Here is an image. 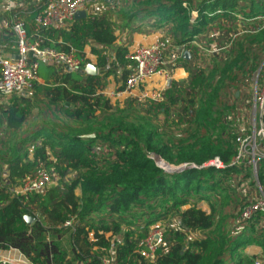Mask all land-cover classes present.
<instances>
[{
    "label": "trees",
    "instance_id": "obj_1",
    "mask_svg": "<svg viewBox=\"0 0 264 264\" xmlns=\"http://www.w3.org/2000/svg\"><path fill=\"white\" fill-rule=\"evenodd\" d=\"M97 1L98 12L41 35L43 45L74 51L85 67L92 62L89 46L99 74L41 62L44 82L36 83L34 96L0 103V250L17 248L33 264H62L67 252L54 238L69 232L80 264H101L112 248L113 264H255L257 259L264 264V212L241 219L254 198L248 189L255 183L249 184L252 166L246 158L234 163L241 131L227 124L221 110L228 106V87L264 60V0ZM193 10L199 12L194 21ZM237 14L245 18L240 27ZM255 15V21L247 20ZM34 16L28 19L29 33ZM161 27L191 54L177 65L186 69L187 80L173 81L162 102L148 99L144 105L129 96L122 105L112 103L102 94L108 77L113 75L121 90L133 65L126 58L131 39L118 40ZM210 31L212 41L221 47L229 42V48L209 59L207 71L195 64L208 59L202 44ZM241 92L236 86L233 97ZM38 105L45 115L32 121ZM160 115L164 128L155 122ZM154 156L189 166L219 157L224 167L167 172ZM258 164L255 179L264 190V158ZM44 169L54 175L43 193L13 192ZM231 205L229 216L223 209ZM26 215L35 218L31 225ZM72 218V227H66ZM159 224L164 241L150 261L142 252ZM250 245L263 250L245 253Z\"/></svg>",
    "mask_w": 264,
    "mask_h": 264
},
{
    "label": "built area",
    "instance_id": "obj_2",
    "mask_svg": "<svg viewBox=\"0 0 264 264\" xmlns=\"http://www.w3.org/2000/svg\"><path fill=\"white\" fill-rule=\"evenodd\" d=\"M90 7L91 0H0V95L13 97L32 93L39 81L38 71L41 62L60 65L65 71H85L84 59L78 57L74 51H60L43 45L44 39L41 32L43 29L50 28L68 29L75 20L76 14L81 10L90 13ZM31 15L35 16L30 23L32 32L29 33L27 25ZM186 51L184 45L177 46L169 36L164 35L151 44L132 47L126 58L130 59L133 65L130 67L131 72L124 88L121 90L105 89L102 94L105 93L109 98H119L125 93L132 95L135 92L139 93L137 97L140 99L162 102L165 98L164 92L167 89L168 80L173 79L174 81V70L178 68V62ZM157 77L163 78L164 82L159 89L153 90L154 93H150L147 91V85ZM250 111L251 120L254 121L252 132L246 134L251 129L244 123L239 126L241 131V134L237 136L239 151L234 163H239L243 158L248 159L257 177L258 161L264 158V88L255 99ZM204 165L224 167L219 157L210 160L209 165ZM53 175L44 169L34 177L27 178L13 192L23 195L43 193L53 184ZM258 184L259 181H257ZM260 191V194H256V197L242 212L241 219L248 220L255 213L264 212L262 186ZM72 223L73 218L67 220L64 225L72 227ZM163 241L164 228L158 225L145 241L146 250L142 252L143 256L154 261L156 250ZM112 251L113 248L110 253ZM101 264H113L111 255L110 257L105 256ZM255 264H262V261L257 259Z\"/></svg>",
    "mask_w": 264,
    "mask_h": 264
},
{
    "label": "rangeland",
    "instance_id": "obj_3",
    "mask_svg": "<svg viewBox=\"0 0 264 264\" xmlns=\"http://www.w3.org/2000/svg\"><path fill=\"white\" fill-rule=\"evenodd\" d=\"M184 4L187 5L186 2ZM90 10H91L92 13L93 12H98V10H100V4H99V2L97 0H93L91 2ZM213 13H210V10L208 11V15L209 14L211 15ZM191 15H192V21H194L198 17L199 12L193 10V11H191ZM237 16L239 17V20L241 21V23H239V27H240V26L243 25L242 22L245 21L244 20L245 18H243V16H241L239 14H237ZM257 17H258L257 15L250 16V18L247 19V20L255 21V19ZM161 30H162L164 36L171 37L170 36L171 33L169 32V30L167 28H162L161 27ZM256 32H258V30H256ZM256 32H254V33H256ZM207 37H208V39L205 37V41L202 44L203 49H204L202 51H204V52H206L208 54V56H207L208 59H206V63L205 64L201 63L200 61L196 62L195 66H197V67L201 66L202 68H205V66H208V64L210 62L209 59L212 58L213 55H219V54L225 55V54L228 53V51H227L228 49L227 48H229V42L226 43V44L223 43L222 47L220 45H217L216 41H212V39H214L213 38L214 37V32H211V31L207 33ZM206 70L209 71L208 69H206ZM112 78H113V75H112ZM197 78H202V75L199 74L197 76ZM186 80H184V82ZM238 85L240 86V89L242 90V92L240 93L241 96L239 98L235 99L233 97V93L236 91V86H238ZM142 88L145 89V87H142ZM228 88L229 89L225 93V97H226L225 102L226 103L228 102L227 103L228 106L225 105V106L221 107V110H224V114H225V118H226L227 124L229 126H232V127H235V126L239 127L242 123H244L245 126H247L249 129H251V132H252V125H253L254 121L251 120V114H250L251 111L250 110L253 107V103H254L255 99L259 96V94H261V92H262V90L264 88V60L259 65V67L256 68L252 72V75L244 78L243 80L237 81L236 83L232 84ZM147 91H149V88H147ZM150 93H154V91H150ZM33 94H34V91L32 93L28 94V96H31V95L34 96ZM237 94H239V91L237 92ZM138 95H139V93L136 94L135 92H133L132 95L128 94L127 97L128 96H136L137 97ZM150 95L151 94H149V96ZM10 98L6 97V96H3V95H0V103H8ZM126 98L125 99L124 98L120 99V104L121 105L126 100ZM141 101H142L141 103L144 104V105L148 102V100H146L145 98H142ZM44 115H45L44 109L40 105H38L34 109L33 116L31 117L30 120H32V121L36 120V117L38 118L39 116H40V119H41V118H43ZM46 119H48V117ZM164 119H165L164 115H160L159 119H156L155 122L159 123L161 125V127L164 128L165 127L164 126L165 125ZM248 134H250V132ZM154 157H157V156H154ZM161 161H162V164H161L162 168H164L167 172H170L174 168H178V167H181L183 165H188L189 166V164H190V163H187V162L181 163V164H172V163H169L168 161H166L164 159H162ZM205 164L209 165V162H206ZM191 165L205 167L204 164L199 165L197 163H191ZM251 174H252V176L250 178L249 184L251 183V181H255V183L251 184V186L248 189L250 190V193L252 195L251 198H253V197L255 198L256 194L257 195L260 194V192H261L260 189H261L262 185L260 183L257 185V179H255L256 178L255 174L254 173H251ZM241 189H242V193L244 194L246 189L244 188V186H242ZM201 205L208 209V206H207L208 204L207 203H201ZM234 207H235V205H231V206L228 207V209H226V208L223 209V211H224L225 214H228L230 216L232 214V209H234ZM236 211L237 210H235L234 212H236ZM220 212H221V208H220ZM159 225L161 226V224H159ZM64 236L67 237L68 235L64 234ZM55 237H57V235H55ZM61 244L67 251H69V252L71 251L70 245L64 244L62 242H61ZM255 250H258V251L260 250V252H262L263 249H262L261 246L250 245V246H247L244 249V252L252 255V253H255Z\"/></svg>",
    "mask_w": 264,
    "mask_h": 264
},
{
    "label": "crops",
    "instance_id": "obj_4",
    "mask_svg": "<svg viewBox=\"0 0 264 264\" xmlns=\"http://www.w3.org/2000/svg\"><path fill=\"white\" fill-rule=\"evenodd\" d=\"M163 37V32L161 29H156V30H152V32L150 33H134L131 35V37H129L128 35H124L122 37H120V39L118 40V43L120 41H125L126 39H131V43L129 45V50L132 49V47L143 44V45H148L151 44L155 41H157L158 39H161ZM86 55L88 58L91 59L92 62H94L96 64V58L95 56H93L90 53V47L87 46L86 48ZM189 74L186 71V69L184 67H178L174 70V81L175 82H184V80H186L188 78ZM179 79H178V78ZM44 82L40 77H39V81L38 83ZM164 82V79L161 77H157L152 79V81L150 83H148V87L149 91H153L156 89H159L162 84ZM118 85L115 83L114 78H112V75H110L108 77V85L106 86V90L107 89H116L119 90ZM104 89V90H105ZM104 96L105 93H103ZM127 93L123 94L121 97L119 98H113V97H108L106 96L109 100H111L112 103H116V102H120L121 98H126L127 97ZM129 97V96H128ZM10 98V97H9ZM40 141V139H38ZM42 217V216H41ZM42 219H44L42 217ZM65 235H68L67 237H65L64 235L62 236H57L54 239L58 242H62L64 244H68L70 245V249L71 251H67L65 249V251L67 252L66 255V259L63 261L62 264H80L78 262V260L75 258L74 254H73V250H72V238L70 237V233L67 232L65 233ZM119 238H116V241H118ZM114 251H112L111 256L113 255ZM260 250H255V253L252 254H260ZM0 264H33L19 249L17 248H10V249H6V250H0Z\"/></svg>",
    "mask_w": 264,
    "mask_h": 264
},
{
    "label": "water",
    "instance_id": "obj_5",
    "mask_svg": "<svg viewBox=\"0 0 264 264\" xmlns=\"http://www.w3.org/2000/svg\"><path fill=\"white\" fill-rule=\"evenodd\" d=\"M87 17V12L85 11V10H81V11H79L77 14H76V16H75V19H82V18H86ZM183 57L185 58V59H190L191 58V54H190V52L189 51H186L185 53H184V55H183ZM85 71H86V73L87 74H89V75H93V76H97L98 74H99V68L95 65V64H93V63H89V64H87V66L85 67ZM172 82H173V79H169L168 80V85H167V88L172 84ZM86 137H91V136H94V134H87V135H85ZM156 159V158H155ZM158 159V160H157ZM157 159H156V161H157V164L158 165H160L161 167H162V159H161V157H159V156H157ZM187 167H197L196 165H190V166H188V165H183V166H181V167H178V168H174L173 170H171L170 172H173V171H182V170H184L185 168H187ZM25 220L27 221V223H28V225H31L34 221H35V218L34 217H32V216H28V215H26L25 216Z\"/></svg>",
    "mask_w": 264,
    "mask_h": 264
}]
</instances>
